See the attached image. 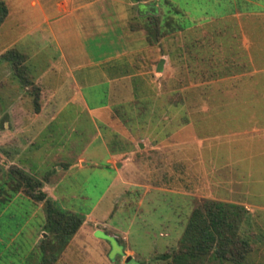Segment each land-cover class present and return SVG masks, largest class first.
<instances>
[{"label":"crops","instance_id":"1","mask_svg":"<svg viewBox=\"0 0 264 264\" xmlns=\"http://www.w3.org/2000/svg\"><path fill=\"white\" fill-rule=\"evenodd\" d=\"M4 2L7 14L3 21H10L3 30L7 36L2 41L3 50H17L29 83L23 85L12 62L4 59L5 74L0 71L1 164L4 168L14 164L33 174L42 181L41 189L47 197L60 208L84 215L53 264H70L77 250L83 252L87 240L99 244L109 241L111 245L110 238L120 244L128 238V230L122 224L106 220L114 212L107 192L126 181L125 163L112 161L119 150L110 149L105 133V124L113 120L107 108L119 102L105 95L91 103L82 90L93 82L105 83L104 89L109 91L113 85L133 83L132 78L139 82L142 50L149 48L140 26L156 17L162 25L184 27L179 38L181 74L193 69L194 59L198 60L193 54L206 50L222 60L211 71L224 75L194 83V113H187L189 119L184 122L190 129L187 136L175 143L166 131L158 135L150 131L148 136L159 140L150 148L170 155L173 144H179L180 176H187L188 170L194 168L195 191L185 192L246 208L241 230L248 237L259 234V245L253 246L250 258L264 264V0ZM27 7L30 11L23 14ZM16 16L19 18L13 23L11 19ZM28 18L32 19L25 23ZM17 25L21 29L12 33ZM49 46L53 53L47 55L45 50ZM165 53L166 50L158 55L156 62L149 61L153 71L160 58L164 59L162 69H167ZM225 58L236 64H223ZM131 67H137L135 72H129ZM109 74L112 76L108 77ZM33 85L38 88L33 89ZM188 101L181 105L189 104ZM136 102L133 100L134 105ZM83 114L90 124L87 131L81 127ZM132 116L139 119L136 114ZM43 136L52 146L47 151L43 150ZM137 144L145 147L143 141ZM98 152L102 158L96 157ZM88 164L104 166L112 172L106 193L88 209L59 201L56 187L73 170ZM43 202L19 190L0 203V229L22 213L15 232L5 237L0 234V251L16 250L19 237L21 242L25 239L26 248L19 256V264H40L42 259L39 242L48 235ZM3 216L7 219L2 221ZM97 222L108 231L90 227ZM124 246L121 253L110 256L107 251L105 257L114 262L121 257L125 263L127 257H133L130 252L134 250Z\"/></svg>","mask_w":264,"mask_h":264},{"label":"rangeland","instance_id":"2","mask_svg":"<svg viewBox=\"0 0 264 264\" xmlns=\"http://www.w3.org/2000/svg\"><path fill=\"white\" fill-rule=\"evenodd\" d=\"M28 11H30L29 7L23 9L22 13ZM17 18L19 17H13L12 22L15 23ZM31 19H26L25 23H29ZM9 21L10 18L0 24V32L2 33L0 34V53L4 51L2 41L7 38L3 30L7 27ZM145 25L142 26L145 34H151L152 30L148 28L147 31ZM20 29V25H17L11 31L15 33ZM163 29L165 32H163L158 42L152 45L148 43L149 48L142 50L143 57H140L138 86L142 98L146 100V108H143V114H137L139 109L142 108L136 109L133 107L134 97H129L127 102L129 107L122 115L114 109L112 102L107 108L108 114L113 117V120L105 124L108 143L117 141L116 146H118L126 142L128 147L115 153L112 159V161L125 163L124 179L126 181L123 185L113 186L107 192V199L112 201L114 212L106 220L109 223L118 222L122 224L128 230V238L122 241L121 244L117 243L115 238H110L111 245L109 241L106 244L104 242L99 244L94 240H87L83 252L77 250L70 264H163L160 259L156 258V255L171 250L177 245L188 214L203 199L197 198L195 194L190 192H185L192 191L194 193L195 191L194 168L188 170L187 176L185 173L184 177L180 176L181 164L177 152L179 144H173L175 147H173L170 155L165 154L161 149L150 148L153 142L159 141L156 137L148 136L150 131H154L157 135L166 131L168 136L171 137V142L176 141L175 143L190 133V129L185 127L184 122L189 119L187 113H194L197 92L192 84V86H189V84L177 85V83H180L181 76H183L179 71L181 59L179 38L182 28L178 25H163ZM167 34L169 35L167 36ZM164 35L166 36L163 39ZM164 50L167 52L165 53L167 69L153 71L151 64H148L149 61L156 62L158 55L162 56ZM52 53L53 48L47 47L45 54L50 55ZM4 59L0 56L1 74H5L6 62ZM136 68L131 67L129 72H133V69L135 72ZM107 76L111 77L112 74ZM104 88L105 83L93 82L86 85L82 91L89 102L93 103L104 99ZM106 92H110L107 97L112 101L115 98L111 95L112 89L109 91L106 87ZM186 99L189 100V104L181 105ZM127 113L128 115H126ZM133 114H136L139 119L134 118ZM129 115L131 120L124 122V119H127ZM81 119V127L87 131L90 127L87 116L83 114ZM56 123L55 121L54 124ZM137 141L145 142V147L140 148ZM42 143L44 151L52 147L48 146L49 141L45 136L42 137ZM101 155L98 152L96 157L102 158ZM111 177L112 172L104 166L88 164L82 169L73 170L60 182L54 192L59 195V201H64L70 206H80L81 209H88L100 196L102 197L106 193ZM130 214L132 217H130ZM5 219L7 217L3 216L2 221ZM21 220L22 213H17L11 221L12 224L2 225L0 234L5 237L9 232H15L18 226L16 222H21ZM35 223L36 218H33L32 224ZM94 226L102 228L103 231H108L99 222L92 223L90 227L93 229ZM110 232L113 231L110 230ZM90 235L92 236V234ZM249 237L253 239L254 245H259L260 236L258 233ZM20 238L21 236L18 240L20 243L17 244L18 249L0 251V264H19L21 261L19 256L25 252L26 248L25 239L21 242ZM254 238L256 241H254ZM2 245L1 243L0 246ZM124 245L134 250V252H130L133 257H127L125 263H123L121 257L117 258L115 262L105 257L107 251H109L110 256L118 252L121 253ZM251 254L245 264H260L259 259L250 258Z\"/></svg>","mask_w":264,"mask_h":264},{"label":"trees","instance_id":"3","mask_svg":"<svg viewBox=\"0 0 264 264\" xmlns=\"http://www.w3.org/2000/svg\"><path fill=\"white\" fill-rule=\"evenodd\" d=\"M6 14V4L3 0H0V23L4 20ZM149 24L144 27H147V29L145 28L147 31L148 28L152 30L151 34L147 33L146 35L147 42L152 45L158 42L165 31L163 25L159 23L158 17ZM203 44L201 43V45ZM188 52L191 53L190 49H188ZM18 54L17 50L6 49L0 53V56L12 62L21 83L26 85L29 83L28 77L25 75ZM194 56H198V60L196 62L194 59L195 64H193L191 70L193 72L182 74L183 76L179 80L180 83H177V85L189 84V86H194L196 82L209 81L216 76L224 75L221 72L211 71L213 66L220 64L222 61L220 58H214L212 52L202 50L196 52V55L193 54ZM223 62L227 65L236 64L233 63L235 62L233 59L229 58L223 59ZM132 82L125 81L123 84H116L112 87L113 92L111 95L115 96L112 101L117 100L119 102V104L113 103L114 109L119 111L121 115L129 107V104L127 105L129 97H134L133 100L138 101L133 107L136 109L142 108L139 111L137 110L138 115H142L143 110L146 108V100L141 96L138 80L133 81L132 78ZM35 88L38 87L34 86L33 89ZM109 93L104 89V98ZM36 97H38V89ZM126 120L130 121L131 116L129 115L127 119H124V122ZM116 143L117 141L109 142L111 150L121 151L128 147L126 142L118 146H116ZM41 188L42 181L33 174L14 164L4 168L0 161V203L9 200L19 190L35 200L44 201V228L48 235L39 242L42 251L40 264H53L83 222L84 215L60 208L54 200L47 197L46 192ZM246 214L247 210L241 204L203 198L188 214L177 245L171 250L157 254L156 258L160 259L163 264H245L254 246L253 241L241 230Z\"/></svg>","mask_w":264,"mask_h":264},{"label":"water","instance_id":"4","mask_svg":"<svg viewBox=\"0 0 264 264\" xmlns=\"http://www.w3.org/2000/svg\"><path fill=\"white\" fill-rule=\"evenodd\" d=\"M164 62V59L163 58H160L158 60V63H157V66H156V70L158 71H161L162 70V64ZM117 165H120V162H117Z\"/></svg>","mask_w":264,"mask_h":264}]
</instances>
